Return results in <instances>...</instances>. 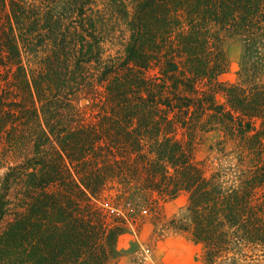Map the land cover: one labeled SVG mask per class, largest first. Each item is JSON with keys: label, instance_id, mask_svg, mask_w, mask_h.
Instances as JSON below:
<instances>
[{"label": "trees", "instance_id": "trees-1", "mask_svg": "<svg viewBox=\"0 0 264 264\" xmlns=\"http://www.w3.org/2000/svg\"><path fill=\"white\" fill-rule=\"evenodd\" d=\"M0 169V264H114L133 182L187 196L205 264H264V0H0Z\"/></svg>", "mask_w": 264, "mask_h": 264}, {"label": "rangeland", "instance_id": "rangeland-1", "mask_svg": "<svg viewBox=\"0 0 264 264\" xmlns=\"http://www.w3.org/2000/svg\"><path fill=\"white\" fill-rule=\"evenodd\" d=\"M224 48L229 59V70L222 79L242 82L245 77L241 73V39L237 36L227 37ZM221 138L220 131H213L196 140L194 157L197 161L205 160L210 173L236 163L232 155L223 157L215 149L212 150ZM4 172L5 169H0V175ZM116 187L109 190L106 197L118 205L115 212L127 220V231L116 246L114 264H205L202 247L184 233L173 230L170 225L187 204L185 194L175 199H163L157 193L143 189L137 182L127 184L122 192Z\"/></svg>", "mask_w": 264, "mask_h": 264}]
</instances>
